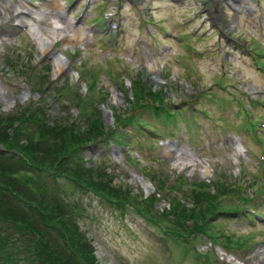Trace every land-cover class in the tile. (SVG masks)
Here are the masks:
<instances>
[{"label":"rangeland","instance_id":"374dc122","mask_svg":"<svg viewBox=\"0 0 264 264\" xmlns=\"http://www.w3.org/2000/svg\"><path fill=\"white\" fill-rule=\"evenodd\" d=\"M46 1L13 0L12 4L23 9L26 5L25 18L54 32L59 39L52 49L60 51L71 68L54 74L53 59L37 49L16 16L8 15L0 21V90L15 96L16 102L6 107L0 93V112L17 114L33 96L27 74L14 75L7 58L23 71L38 73L47 65L54 81L68 78L80 92L87 83L78 77L84 65L87 74L100 81L97 88L109 91L105 103L109 109L103 111L100 104L106 128L116 124L112 109L121 115L137 114L143 124L134 121L122 128L130 133L124 146L111 138L85 146L80 154L84 161L107 167L115 183L145 197L158 190L161 181L164 190L177 181L210 182L217 173L229 189L236 183L252 195L253 202L244 206L260 216L248 221L237 211L222 214L215 220L219 241L227 243L225 237L231 234L247 242L225 248L207 236L198 237L194 246L202 256L197 259L193 251L165 237L161 227L131 209L121 213L60 180L63 190L58 193L83 209L75 219L93 241L100 264H264V0H61L77 19L74 22L90 28L84 41L75 45L63 34L73 30V23ZM0 2L12 5L8 0ZM53 18L61 24L55 25ZM149 62H156L157 72L148 68ZM135 80L160 93L173 116H156L146 108L132 111L129 101ZM26 87L29 97L20 102L19 94ZM142 100L151 106L158 99L146 95ZM48 104L50 116L76 115L72 104L60 109L50 99ZM233 140L240 144L236 154ZM169 142L187 148L173 147L178 166L165 151ZM140 178L150 182L149 189ZM237 192L225 197L230 207L241 203ZM157 205L162 211L169 206L168 199Z\"/></svg>","mask_w":264,"mask_h":264},{"label":"trees","instance_id":"16d2710c","mask_svg":"<svg viewBox=\"0 0 264 264\" xmlns=\"http://www.w3.org/2000/svg\"><path fill=\"white\" fill-rule=\"evenodd\" d=\"M6 63L14 75L27 74L31 89L40 96L35 100L31 98L17 114L0 112L3 149H0V264H100L93 241L75 219L83 209L58 193L63 190L60 180L82 193L93 194L121 213L131 209L161 227L165 237L193 251L197 259L202 253L194 242L201 236L225 248H231L230 243L239 247L245 245L247 239L231 234L225 237L227 243H221L215 220L236 211L242 218L251 220L257 213L252 215L244 205L251 204L253 197L236 183L229 189L230 186L219 181L217 173L210 182L177 181L164 190L165 184L161 181L160 191L155 190L145 197L115 183L107 167L83 160L80 154L85 146L95 141L103 143L109 138L124 146V137L128 138L130 133L122 128L134 121L143 125L137 114L121 115L112 109L116 124L106 128L100 104L106 103L109 91L97 88L100 81L93 74H87L84 65L78 76L86 79L85 93L68 78L62 82L52 81L47 65L36 73L13 66L9 58ZM132 90L129 101L132 111L146 108L154 110L156 116H173V110L165 108L162 95L145 87L141 80L132 83ZM146 95L158 99L157 103L143 104ZM48 99L59 109L72 104L76 115L72 118L50 116ZM235 189L241 203L230 207L225 197ZM162 199H168L169 206L159 211L156 207Z\"/></svg>","mask_w":264,"mask_h":264},{"label":"bare ground","instance_id":"6f19581e","mask_svg":"<svg viewBox=\"0 0 264 264\" xmlns=\"http://www.w3.org/2000/svg\"><path fill=\"white\" fill-rule=\"evenodd\" d=\"M9 3L12 4L13 0H8ZM46 3L48 4L49 8H51L53 11H55L56 13L58 12L59 15H61L62 17H65V19H67L69 21L70 24L73 23V30L72 31H66L64 32V40H69L70 43L78 44L82 41H84L85 35L87 34V31L90 30V28L85 25L82 22H74L77 19H75V17L73 16V13L71 11H67V8H65L64 3L61 0H47ZM27 6L25 5L24 9L23 7L21 8L20 6H17L15 4H4L2 2H0V9L5 11L3 14L0 13V21L7 19L8 15L9 16H16V21H18V23H21L22 25H24V27L27 29L28 34L30 35V37L32 38V40L35 42V44L37 45V49L41 52H43L44 54L50 56L53 61L56 64V72L58 73L62 70H64L67 66V59H63L62 57H60V55H58L56 52L53 51L52 46L54 45V42H56V40H58L59 38L56 37L54 35V32L51 30H48L46 28L41 27L37 20L31 19V18H25L23 15L25 12L26 14L28 13L29 10H27ZM37 13V12H36ZM29 14V13H28ZM38 14V13H37ZM39 16L37 15V18ZM53 23L55 25H60L61 23L59 22V19L57 18H53L52 19ZM56 26V27H58ZM152 72H157L158 68L156 65V62H149V67H148ZM1 96H2V101L6 104V107L11 106L14 102H16V99L14 97V100H12L11 96H8L7 94H5L4 92H2L0 90ZM232 143V148L233 152L236 154L238 152V150H240V144H238L237 141H231ZM173 147L177 150H184L187 151V148H183L181 146H179L176 143H167L166 144V153L168 155H171V158L173 159L174 165L178 166L180 164V162H177L176 159H174L173 157ZM176 154V153H175ZM178 164V165H177ZM207 172V171H206ZM205 173V172H204ZM140 182H142V184L144 185V188L149 189L148 187L150 185H147V182L144 180L140 179Z\"/></svg>","mask_w":264,"mask_h":264},{"label":"water","instance_id":"95a60500","mask_svg":"<svg viewBox=\"0 0 264 264\" xmlns=\"http://www.w3.org/2000/svg\"><path fill=\"white\" fill-rule=\"evenodd\" d=\"M54 52H56L58 55H60V57H62V58H64L63 56H62V54L60 53V51H55V50H53ZM70 69V67H67L66 68V71H68ZM34 96L33 97H37V96H39V95H37V94H33ZM9 96H11V98H12V100H14V97L15 96H13V95H9ZM29 96V89L28 88H24V90L22 91V93L21 94H19V97H18V101L20 100V102H22V101H24V99L26 98V97H28ZM103 111H107V109L106 108H104V110ZM92 146H94V144H92ZM1 147V146H0ZM143 180V179H142ZM150 183L148 182V185H149Z\"/></svg>","mask_w":264,"mask_h":264},{"label":"flooded vegetation","instance_id":"af4514ba","mask_svg":"<svg viewBox=\"0 0 264 264\" xmlns=\"http://www.w3.org/2000/svg\"><path fill=\"white\" fill-rule=\"evenodd\" d=\"M236 40H237V39H234V43H235L234 45H236V46H237V44H238V43H236ZM230 42H232V41H230Z\"/></svg>","mask_w":264,"mask_h":264}]
</instances>
